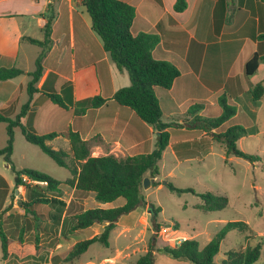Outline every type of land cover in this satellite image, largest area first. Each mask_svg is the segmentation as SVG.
I'll return each mask as SVG.
<instances>
[{
  "label": "crops",
  "instance_id": "0c3cea01",
  "mask_svg": "<svg viewBox=\"0 0 264 264\" xmlns=\"http://www.w3.org/2000/svg\"><path fill=\"white\" fill-rule=\"evenodd\" d=\"M6 1L9 0H0V66H16L21 52L26 53L31 45H35L23 39L25 36L34 38L28 34V29L35 25L43 30L44 37L46 20L50 15L54 16L52 45L43 59V75L38 83L41 91L32 96L23 123L38 133L64 132L68 128L77 131L96 150L93 155L97 156L118 155L117 150L123 152L148 148L147 143H151V147L141 153L150 152L155 147L157 131L140 122L132 110L119 105L112 98L117 89L129 85L130 81L125 78L128 74L125 70H119L109 53L104 51L101 39L91 28V19L82 1L20 0L18 8L13 11H6L2 6ZM123 1L136 9L133 33L144 31L157 34L159 42L153 49V54L171 61L180 71L171 88L167 89L169 94L166 96L173 109L168 112V120L163 122H170L169 119L177 116L184 106L187 109L196 104L200 107L198 114L208 116L206 112L209 97L211 100L213 97L218 100L220 96H225L237 109L234 119L241 115V120L244 121L241 123L247 130L246 135H249L257 125L258 113L264 109V96L254 100L250 93V88L256 83L264 86V61L258 64L252 75H247L245 71L246 62L254 53L264 55V0H186L187 7L181 12L174 10L175 0ZM38 53L33 52L34 63ZM19 68L24 71L23 74L0 81V112H12L6 113L8 116H15L28 99V95L25 97L23 93H27L26 86L30 79L28 72L34 68ZM88 68L93 73L91 82L98 86V93L94 95L104 98L103 103L97 107L92 106L90 101L94 95L84 93L87 86V74L84 71ZM51 91L60 94L63 106L54 103L46 94ZM180 92L185 94L184 97ZM24 97L25 101L22 102ZM158 98L161 106L160 97ZM64 127L67 128L63 129ZM191 129L197 130L194 126ZM168 130V146L172 148L176 158L186 160L201 154L202 150L198 151L200 154L192 153L194 142L184 137L182 132H179L182 138L174 144L172 130L170 127ZM252 132L256 135L258 130ZM61 137L68 143L67 138L62 135L48 143ZM68 148L69 143L66 149ZM5 166L10 167L7 162ZM0 178L3 179L1 175ZM63 184L65 183L59 185L57 193L58 198L63 200L60 206L56 208L50 203L45 205L46 209L43 208L44 205L35 207L36 215L43 217L41 228L37 221L31 223V228L28 220L22 222L20 215H24V212L21 207L16 212L19 214L18 223L12 212L8 214L5 229L12 225L13 231L18 229L20 232L24 228V233L20 240L17 232L20 246L14 252L8 246V255L3 259L5 263L40 257L45 264H115L117 259L128 258L131 254L130 244H116L112 251L103 253L98 248L91 250L98 243L95 242L78 257L66 260L67 251L77 241L99 235L106 225L94 223L89 228L73 230L74 221L71 217L89 208L118 206L124 202L118 203V199L111 203L99 202L93 192L80 191L67 184L65 185L69 189L65 191ZM15 189L18 193L21 192L20 197L16 194L14 198L18 203L27 198L29 191L25 187L19 185ZM39 206H43L42 209ZM148 206L151 208L149 204ZM13 207L17 205L13 204ZM149 209L143 212L139 206L119 217L110 232L108 246L101 245L110 248L113 233L115 238L125 237L132 230L135 220L146 223L151 219ZM132 214L135 217L128 218ZM30 221H33L32 218ZM32 232L34 241L27 239ZM42 233L47 234L46 245L38 243V234ZM27 244L30 249L26 247ZM159 247H153V253Z\"/></svg>",
  "mask_w": 264,
  "mask_h": 264
},
{
  "label": "trees",
  "instance_id": "16d2710c",
  "mask_svg": "<svg viewBox=\"0 0 264 264\" xmlns=\"http://www.w3.org/2000/svg\"><path fill=\"white\" fill-rule=\"evenodd\" d=\"M83 4L90 16L91 28L101 39L104 51L109 53L117 68L125 70L129 77V85L117 89L112 98L119 105L132 110L135 116L143 122L152 126L157 131V138L154 149L147 153L93 156L88 141L82 139L77 131L68 128L64 132L38 133L34 128L26 126L23 123V118L29 109L31 98L35 93L41 91L38 83L43 75V59L52 45L51 31L54 16L50 15L47 18L42 39L23 37L29 43L41 48L36 57L34 69L28 72L30 76L26 86L28 99L14 117L6 116L0 112V122L6 123L7 134L6 144L0 147V156L9 164L14 174L15 187L22 185L29 191L27 198L22 200L19 206L25 215L32 213L33 218L36 219L35 207L37 205L63 203L57 194L61 183L75 187L80 191L93 192L95 199L99 202L111 203L120 197L124 199V203L121 205L89 208L71 217L74 221L73 230L89 228L94 223H106V225L99 235L77 241L67 251V261L78 257L92 243L98 242L108 246L110 232L119 217L145 203L142 184L144 177L150 178L151 186L160 184L154 178L159 175L158 161L169 144L170 131L168 127L173 122L162 121V110L156 89H170L175 79L180 75V71L174 63L154 56L153 49L159 42L157 34L144 31L133 33L136 9L132 4L123 0H83ZM186 7V0H175V11L181 12ZM263 61L264 55L259 56L254 53L246 62V74L255 73L258 64ZM23 73L24 71L17 66H0V81L17 77ZM250 93L254 100L262 98L264 96L263 84L253 85L250 88ZM46 94L54 103L64 105L62 97L57 92L51 91ZM90 101L92 106L97 107L103 103L104 98L94 95ZM218 103L221 106V112L212 117L199 115V105L191 106L190 111L194 114L193 126L212 134V139L224 147L226 158L235 155L250 162L259 160L257 155L246 153L237 147V141L246 135L247 130L242 124L235 122L236 107L227 103L224 96L218 98ZM218 128H221L219 132H213ZM15 129L20 130L27 142L38 146L58 165L67 168L71 176L60 181L39 170L17 169L11 160ZM58 135L67 138L68 149H55L50 146L48 141ZM23 176L29 180L43 181L45 185L28 183L23 180ZM166 185L178 193L185 191L196 193L192 188H179L171 182H166ZM197 194L202 200L200 204H197V207L206 211L221 210L228 205V199L224 195H216L209 191ZM159 210V207L153 205L150 208L152 223L155 227L158 226L156 215ZM3 212L7 211L3 210L0 216L3 215ZM4 222V220H0L3 259L8 255L9 245ZM247 229L248 224L244 221H227L202 248H199L197 240L186 238L175 245L165 244L157 250L166 253L173 259L187 261L190 264H216L214 256L219 251L220 243L226 234L231 230L247 231ZM23 233L24 228H21L20 240ZM247 237L252 236L248 235ZM260 250L259 243L252 245L247 243L242 249H231L226 252L225 258L219 264H261L258 262ZM153 251L154 248L150 246L136 261L129 264H152Z\"/></svg>",
  "mask_w": 264,
  "mask_h": 264
},
{
  "label": "rangeland",
  "instance_id": "374dc122",
  "mask_svg": "<svg viewBox=\"0 0 264 264\" xmlns=\"http://www.w3.org/2000/svg\"><path fill=\"white\" fill-rule=\"evenodd\" d=\"M19 1L20 0H9L2 3V6L6 8V11H13L18 8L17 5ZM81 1L83 3V0ZM48 16L49 15H47V17ZM135 27H137V25H135ZM28 34L37 39L43 38V30L35 25L28 29ZM30 48L31 49L28 48L26 50V53L21 52L19 59L15 64L16 66L22 68L29 67V69L34 68L33 52L38 53L40 48L37 45H31ZM22 50H25V48ZM154 56L158 58L157 54ZM91 72L92 71L89 68L84 71V73L87 74V86L84 93L93 96L98 93V86L91 82V78H93L91 75L93 73ZM125 78L129 80L128 75H126ZM157 91V95L160 97L161 101V108L163 110L161 119L162 121H167L168 112L173 109V106L168 102L166 96V94L169 93H167V89L157 88ZM180 93L181 96L184 97L185 94H183V92ZM23 95L26 97V91H24ZM25 97L23 98L24 100L22 99V102L25 101ZM227 103L229 102L227 101ZM173 105L175 106L176 104L173 103ZM198 109L200 110V107ZM220 110L221 106L219 105L218 100L214 97L213 100H211L209 97L206 114L209 117L217 116L221 112ZM6 113L3 114L8 116L9 114ZM258 114L259 115L256 118L257 125L253 127L251 133L249 135H244L242 139L240 138L237 141V147L240 150L259 157V160L256 162H250L235 155H230L226 158L224 147L212 139V134L203 133L200 129H191V126H193L192 118L194 114L190 111V107L186 109L184 106V109H181L177 116L169 119L171 120L170 122H173V124L169 126L173 133L172 142L175 144L177 140H180L182 136L180 137L179 132H182L184 137L193 140V154H200L198 151H202L199 156L186 160H179L176 158L174 151L169 146L163 151L162 157L158 161L159 175L156 179L154 178V180L160 182V184L158 186L143 188V195L146 201L140 206L143 212L150 208L148 204L160 208L156 215L158 226L155 227L153 225L152 219L147 220L146 223H143L140 220H135V222H133V228H131L132 230L127 233L125 237L115 238V233H113L110 248H106L101 244L96 243L91 250H93V248H98L104 253V251H112L116 244L120 246L130 244V256L126 259H117L115 262V264H129L136 261L137 258L144 254L150 246L155 248L159 246L162 247L165 244H176V238L182 236L181 234L197 240L199 248H202L209 242L214 234L221 229L225 222L240 220L248 224L247 231H229L222 239L219 251L214 256V261L216 264L221 263L223 258H225L226 252L231 249H242L247 243L251 245L259 243L261 250L258 262L264 264V109ZM136 118L143 124L148 125L138 117ZM235 122H244L241 120V115L235 117ZM66 128L67 127H64L63 129ZM181 128H185V130ZM153 130L156 131L154 128ZM220 130L221 128H218L213 132H219ZM255 130H258L256 135L252 132ZM99 138L100 137H98V139ZM6 139V123L0 122V147H3L6 144ZM98 139L95 138V141L98 142ZM147 145L148 148L151 147V143H147ZM50 146L55 149H66L68 143H66L61 137L52 141ZM89 146L91 155H93L96 150L91 148L92 146L90 144ZM148 148L123 150L124 154L121 150H117L116 152L119 156H124L145 152ZM153 148L154 146L152 149ZM102 149L109 151L108 148L106 149L102 147ZM193 150L196 152H193ZM11 160L16 168H31L39 170L60 181H64L71 176V173L67 168L58 165L38 146L27 142L19 129H16L14 132V145ZM5 163V160L0 156V175L3 177V179L0 178V214L3 210L7 211L6 213H2L3 215L0 216V220L5 221L9 216L8 214L12 212L18 223V215L16 212L20 206L14 199L16 198L14 174L10 167L5 166ZM166 182H171L174 186L179 188H192L196 193L191 191L178 193L171 190L166 185ZM62 188L65 191L69 189L65 184L62 185ZM205 191L212 192L216 195L226 196L228 199L227 207L215 211H206L197 207V204L202 202L197 193ZM20 194L21 192H17V196L20 197ZM13 201V204H16L17 207H13ZM117 202L123 203L124 199L120 197ZM39 205H44V207L39 206V208L42 209L43 207L46 209V204ZM53 205L56 208L60 206V204L54 203ZM134 214L130 215L131 217L128 218L133 219L135 217ZM41 215L44 214L41 213ZM20 217L22 218L23 223L30 222V228L32 227L31 223L35 221L40 224L41 228L43 217L39 214L36 215V220L33 219L32 213H28L27 215L21 214ZM31 218L33 221H30ZM161 227H166L167 230L163 232L161 231ZM12 229V225H10L9 228L6 227V229L4 226V230L8 237V246L10 247L11 252H14L15 248L20 246L18 244L20 240L17 239V232H19V230L17 229V231H13ZM46 235L47 234L45 233H42L41 235L38 234V243L46 245V241L48 240ZM248 235L252 237H247ZM27 239L34 241L33 232L29 233ZM26 247L30 249L29 244H27ZM143 249H145V251ZM25 252L28 251L25 250ZM2 255L3 252L0 240V264H7L3 260ZM36 260H39L40 262H36ZM42 263L45 264L44 260L40 257H28L22 261H13L9 264ZM67 264H69V262ZM152 264L190 263L183 260L173 259L166 253L156 250L153 253Z\"/></svg>",
  "mask_w": 264,
  "mask_h": 264
},
{
  "label": "built area",
  "instance_id": "2783aa9c",
  "mask_svg": "<svg viewBox=\"0 0 264 264\" xmlns=\"http://www.w3.org/2000/svg\"><path fill=\"white\" fill-rule=\"evenodd\" d=\"M23 180H25V181H29V182H32V183L42 184V185L45 184V182H43V181L29 180L26 176H25V177L23 176ZM161 228H162L161 231H163V232H165V231L167 230L166 227H161ZM176 239H177V240H176L175 242H176V244H177V243H179L181 240L186 239V237L180 236L179 238H176Z\"/></svg>",
  "mask_w": 264,
  "mask_h": 264
},
{
  "label": "water",
  "instance_id": "95a60500",
  "mask_svg": "<svg viewBox=\"0 0 264 264\" xmlns=\"http://www.w3.org/2000/svg\"><path fill=\"white\" fill-rule=\"evenodd\" d=\"M142 184H143V188L149 187L150 186V178L149 177H144ZM15 191H16V194H17L18 190L16 189ZM20 201H21V198H19V202Z\"/></svg>",
  "mask_w": 264,
  "mask_h": 264
}]
</instances>
